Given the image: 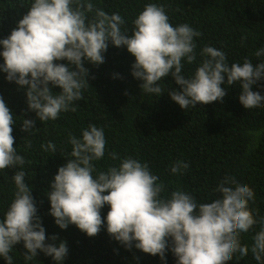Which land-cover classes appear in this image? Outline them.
<instances>
[{"label": "clouds", "instance_id": "obj_1", "mask_svg": "<svg viewBox=\"0 0 264 264\" xmlns=\"http://www.w3.org/2000/svg\"><path fill=\"white\" fill-rule=\"evenodd\" d=\"M90 13H94L91 18ZM124 23L119 13L108 14L91 0H31L17 27L0 39L4 61L0 71L6 73V80L25 89L28 108L41 122L56 120L61 112L76 111L74 102L83 99L82 90L89 85L84 61L103 63L109 42L126 46L135 58L131 74L142 81L144 92L160 95L164 91L162 78L171 74L180 90L174 89L169 95L183 110L198 103L222 102L226 92L221 85L234 82L240 84L239 101L245 109L264 105V96L251 90L254 83L264 79V62L253 66L245 60L229 66L223 51L205 46L202 63L191 78H186L182 61L190 64L196 59L194 37L200 32L188 24L173 27L164 6L155 3L146 4L136 16L131 35L122 31ZM255 55H264V49ZM61 60L67 63H57ZM50 85L59 86L61 91L54 94ZM14 122L0 97V170L22 168L26 163L14 147ZM21 127L28 133L37 129L31 119H24ZM68 142L72 159L58 168L47 193L50 214L61 229L74 224L91 237L106 221L107 233L125 248L134 246L163 261L166 248L171 247L176 264H225L235 253L247 255L249 248L241 245L240 235L256 223L248 207L255 194L247 184L225 177L215 189L220 197L208 203L197 204L190 193L180 189L164 198L161 193L165 185L158 182V176L151 173L147 163L131 157L93 175V161L102 159L106 150L102 128L89 124L81 138L70 134ZM41 147L45 152H56L51 141ZM110 157L119 159L115 152ZM188 168V163L177 160L170 172L182 174ZM25 175L19 170L12 176L16 191L0 219V256L13 264L9 253L22 241L25 261H31L40 250L61 264L68 252L66 243H45V229ZM105 204L109 210L102 220L100 210ZM50 239L55 241L57 236ZM251 252L257 262L261 261L264 229L254 236Z\"/></svg>", "mask_w": 264, "mask_h": 264}, {"label": "trees", "instance_id": "obj_2", "mask_svg": "<svg viewBox=\"0 0 264 264\" xmlns=\"http://www.w3.org/2000/svg\"><path fill=\"white\" fill-rule=\"evenodd\" d=\"M91 2L108 14L119 13L125 21L122 31L127 30L128 35L134 29L133 20L148 3L163 5L173 27L188 24L200 32V36L194 37L196 59L190 64L182 61V74L186 78H191L202 63L201 50L205 46L223 51L229 66L245 60L253 66L264 62V55H255L257 50L264 49V0ZM30 3L31 0H0V39L17 27ZM93 15L90 13L89 18ZM103 56L104 62L99 65L84 61L89 85L82 90L83 99L74 102L76 111L61 112L58 119L44 122L28 108L25 89L6 80V73L0 71V97L15 121L12 125L14 147L26 161L22 168L0 170V219L14 199L16 187L12 176L23 170L36 214L45 229V243L58 245L60 240L66 243L68 252L61 264H176L171 247L166 248L163 261L158 255L144 253L134 246L125 248L107 233L106 221L100 232L91 237L74 224L61 229L54 222L47 193L58 168L72 159L69 135L81 138L82 130L92 124L103 129L106 139L104 157L93 161L94 176L131 157L147 163L151 173L158 176V182L165 185L162 197L168 198L172 191L180 189L190 193L197 204L219 198L221 194L215 189L225 177H233L241 185L247 184L255 194L248 207L256 223L248 232L241 233L240 243L247 245L249 251L243 257L235 253L225 264H264V254L257 262L251 252L254 236L264 229V105L245 109L239 101L240 84L234 82L221 85L226 92L222 102L198 103L196 107L183 110L169 95L174 89L180 90L171 74L162 78L160 87L164 91L157 96L144 92L140 88L142 81L132 76L135 58L126 46L116 47L109 42ZM3 62L0 56V65ZM72 68L75 70L74 65ZM50 89L54 94L61 91L59 86L50 85ZM251 90L264 96V79L254 83ZM24 119L33 120L37 129L31 133L23 131ZM49 141L55 144L56 152L42 149L41 145ZM112 152L119 159H111ZM177 160L189 164L182 174L170 172ZM108 210L107 204L100 210L102 220ZM52 235L57 236L55 241L50 239ZM25 252L22 241L15 244L9 253L13 264H56L40 250L31 261H25ZM0 264H7L2 256Z\"/></svg>", "mask_w": 264, "mask_h": 264}]
</instances>
